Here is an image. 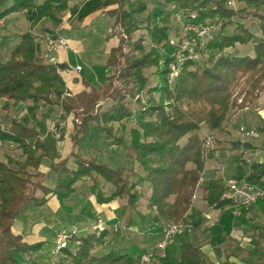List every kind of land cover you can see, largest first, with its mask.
Here are the masks:
<instances>
[{"label":"trees","instance_id":"1","mask_svg":"<svg viewBox=\"0 0 264 264\" xmlns=\"http://www.w3.org/2000/svg\"><path fill=\"white\" fill-rule=\"evenodd\" d=\"M161 1L173 5L172 11H181L185 18L194 12L195 22L222 23L221 29L199 51L202 62L185 60L172 85L169 82L172 50L163 58L159 52L161 45L169 41L170 26L166 24L169 12L161 17L160 24L146 26L152 45L145 50L142 35L132 38L139 28L133 14L146 9L143 0H82L73 8H68L67 0H44L40 4L32 0H0V7L3 6L0 20L22 11L29 23V30L20 35L8 60H0V100L5 99L0 111H9L19 102L26 104L21 121L12 118L4 128L0 119V140L16 143L24 158L16 160L6 156L5 161H0V264H22L16 253L36 252L42 246V242L28 243L12 231L14 217L24 203L32 201L33 205L41 206L49 195L64 200L74 192L79 180L87 181L100 202L118 199L119 218L126 227L132 222L131 210L139 205L141 198L145 199L146 210L153 214L155 223L186 224L184 216L190 208L205 159L213 157L215 152L205 150L204 137L199 135L201 124L209 131H220L230 109L250 106L258 92L264 91V0H236L243 5L235 9L226 4L227 0ZM65 10L77 21L105 13L113 18L112 29L119 26L125 34L109 49L105 65L111 71L105 82L95 87L82 80L84 88L77 93L67 89L62 76L68 65L48 60L32 32L43 17L54 26L45 31H56ZM236 15L255 18L259 36L233 20ZM227 25L233 26L228 34L224 33ZM248 43L252 45V54H239L235 45ZM151 67L154 81L146 75ZM238 95H242L239 103ZM45 105H57L64 116L72 115V149L69 155L54 162L47 173H42L38 167L47 151L31 122ZM129 122L133 125L127 127ZM90 127L99 132L103 142L124 150L125 167L112 168L103 161L98 162L97 150L89 157H82L74 150ZM127 128L128 142L120 133ZM258 130L264 132V125ZM230 147L253 149L248 141H234ZM28 167L35 172H29ZM50 172L55 174L53 187L43 184ZM232 177L264 186V162L240 160ZM224 182L221 178L208 181L204 197L207 205L220 211L245 212L250 206L238 207L230 199H221ZM136 185L142 186L143 191L137 192ZM109 186L114 190L104 196L103 188ZM255 204L264 207V200ZM204 221L202 217L190 227L198 229ZM249 228L253 231L252 249L240 259L245 264H264V228L257 224H249ZM106 235L105 230L73 235L71 241L77 242L75 250H69V246L61 249L55 264H140V256L119 248L97 252ZM228 257L220 264H233ZM26 264L39 263L30 259ZM177 264L212 262L199 246L184 242Z\"/></svg>","mask_w":264,"mask_h":264},{"label":"crops","instance_id":"2","mask_svg":"<svg viewBox=\"0 0 264 264\" xmlns=\"http://www.w3.org/2000/svg\"><path fill=\"white\" fill-rule=\"evenodd\" d=\"M32 1L34 4L42 3V1L38 0ZM104 15L106 14L96 13L92 16H88L82 21H77L78 25L74 27L65 24L66 26L63 25V28L62 25H60L59 27L62 28H60L59 32L67 39V42H71L72 40L70 39L74 37L73 41L78 43L82 41L86 35L77 32H83L94 24V22H97V20L104 18V21L108 23L110 21L112 25L113 22L111 19L113 18L109 17V20H107L108 18H105ZM5 18L7 20L9 19V23H6L7 20ZM5 18L3 19L5 23L2 21L0 23H3L2 25L4 27L9 28H7L8 30L2 28V30L8 35H15L13 44L11 45L14 47L19 42L20 35L29 30V23L25 19L23 12H13ZM18 21L21 23L20 28L14 27L16 25L15 23ZM45 25H49L47 18L41 19L32 30L35 35H38L37 37L43 54L46 53L43 35L47 32L44 30L42 31ZM252 33L259 36V32ZM115 45V43L109 44V46H107L108 52L109 49ZM11 46L9 49L7 48L9 52L7 54L6 47H4L3 54H0L1 61L8 60L10 52L12 51L11 48H13ZM63 46L58 48L54 56L57 62L68 65V69L62 72V76L67 89L71 93H77L84 88L82 80L95 87L102 83L94 84L87 75H82V65L78 62L69 61L71 58L70 56L74 55L75 52L72 51V53H69L62 48ZM107 56L108 55L105 56L104 61H106ZM75 66H80V70L75 71ZM71 69H73L74 72ZM108 69L109 68L106 66V70ZM108 74L109 73H107V75ZM103 82H105V80ZM4 102L5 99H1L0 106H2ZM233 111L229 114V119L227 118L226 121H224L223 128L220 130V145L223 148H225V145L229 144V142L239 141L231 132L232 123L239 113L252 111V114L255 115V119L259 122L253 126L260 127L264 125V108L258 111L251 108H245L236 113ZM52 112L53 116H51ZM25 113L26 104L24 102H19L9 111L1 110L0 119L2 126L7 128L12 118L21 121ZM55 118L59 119L58 123L61 125L57 126L59 135H46L47 132H44L45 127L48 125V122L53 121ZM31 123L39 131L43 145L47 151V155L41 159L38 171L47 173L54 162L69 155L72 149V142L70 139L72 115L64 116V112L57 105H45L39 108L35 119ZM93 129V127H90L88 131L80 137L79 143L74 147V150L82 157H86L87 155L89 157L93 150H97L96 159L98 162L103 161L112 168L125 167L127 161L124 156V150L122 149L121 151V147L115 146V148H119L121 151L120 153L116 152L117 150L111 148L113 145L103 142L99 132H95ZM241 129H243V127H240V132ZM215 131L219 130L209 131L203 124L201 125L199 135L203 138L207 134H210L216 139V136L213 134ZM226 139L228 140L226 141ZM261 140H264V133H262V137L258 142H250V140H248L253 149H239L240 154H242L240 160H245L247 162L252 160L264 162V149H260L259 147V144L264 145L260 143ZM84 146L89 147V153H87V155L80 152ZM218 153L219 150H215L214 158L210 159L213 161L204 163L203 172L196 186L190 208L184 216L187 228L182 234L176 236L170 244L162 248L158 247V242L162 239L163 224H157L153 221V214L146 210L145 199L141 198L139 205L131 210L130 215L132 222L126 227L124 226L123 220L119 218L121 211L119 200L113 199L108 202H100L91 192L86 180H79L75 183L74 192L64 200L60 201L55 196L49 195L46 202L41 206H35L32 201H26L18 210L13 220L11 227L12 231L19 234L24 241L28 243L42 242V246L36 252L27 254L16 253V258L22 264H26L30 259H33L39 264H55L56 259L61 255V250L57 251L55 254L52 252L55 249L54 236L58 231L75 230L76 234L82 235L100 222L98 223L99 228H103L107 232V235L103 245L98 247L97 252L107 251L113 248L122 249L134 256H141L150 252L151 257L149 261L144 264H177L178 257L181 253V245L184 242H190L193 245L199 246L209 257L212 264L222 263L227 255H229L228 260L233 262V264H245L240 258L245 255L246 251L252 249L250 239L253 236V231L249 228V224H257L264 228V224H262L261 220L264 218V207L254 204L245 212L240 213L239 209L220 211L219 208L207 205L204 197L205 186L208 181L216 178H221L223 182L226 180L223 178L226 168V166L223 165L224 162L215 161ZM6 156H10L16 160L24 159L21 154V149L17 148L16 143L0 140V161H5ZM46 157L51 160H48V162L44 164L43 160ZM11 167L14 168L15 166L12 165ZM244 167L247 168V166ZM27 170L31 173L35 172L31 167H28ZM54 183L55 174L50 172L43 180V184L48 187H53ZM113 190V186L104 187V196L109 195ZM202 217L205 218L204 223L198 229H192L190 227L191 224Z\"/></svg>","mask_w":264,"mask_h":264},{"label":"rangeland","instance_id":"3","mask_svg":"<svg viewBox=\"0 0 264 264\" xmlns=\"http://www.w3.org/2000/svg\"><path fill=\"white\" fill-rule=\"evenodd\" d=\"M38 1L43 2L44 0H38ZM81 1L82 0H67L68 8L75 7ZM143 1L146 2V9L142 12H138V13L133 14L134 22L139 28L133 33L132 38H136L138 35L139 36L142 35L144 37V41H143L144 48H145V50H148V48L152 45V43L147 38L146 26H151L155 23L160 24L161 17L165 13H168V12L170 13L169 21L166 23L167 25L170 26V32H169L168 40H170L172 37H179L180 36L181 29H182V27H181L182 23L186 19L181 11H179V10L172 11L174 9V6L165 4L161 0H143ZM242 5H243L242 3H236V7H240ZM2 7L3 6L0 7V10L2 9ZM18 12H22V11H18ZM68 14H69V10L63 11L61 22L54 29L56 31H54L52 33L47 32L44 35H46V34H60V35H62L59 32V30H60V28L63 27V25L66 24L67 26H71V27L78 25L77 20H74L73 18L69 17ZM104 16H105V18H108L107 20H109V17L107 15H104ZM190 16L195 17V13L190 12L189 17ZM43 18H47V17H43ZM232 18L235 21L243 23L251 32H259V28L257 26V21L255 18H253L249 15L247 17H244V18H240V17H238V15H236ZM8 20L6 23H9ZM1 21L3 23H5V21H3V19L0 20V22ZM111 21L113 22V19H111ZM48 23H49V25H47V26L45 25V27L42 28V31L43 30L45 31L46 29H53L54 28L53 23L49 19H48ZM2 24L0 23V39H1V41H0V54H3L4 47H6V50H7V48L9 49V47L13 44V39L15 37V35L6 34V32L4 30H2V28L8 30L7 28H9V27H4ZM15 24L16 25L14 27H17V28L21 27L20 21L16 22ZM60 25H62V27H59ZM111 26L112 25L110 24V21L108 23L107 21H104V18H101L100 20H97V22H94V24H92L90 27H88L83 32L82 31L77 32L79 34L86 35L82 41L76 43L75 41H73L74 37L72 36L73 38L70 39L72 41L71 42L68 41L62 47L69 53H72V51L75 52L74 55L70 56L71 58L69 61L80 63L83 67L82 75H87L89 77L90 81L94 84L103 82L106 78L107 73H110V71H111L110 69L106 70V65H105V61H104L105 56L108 55V53H109L107 46H109V44H114V43L117 44L118 39L121 36L125 37V34L123 32H120L122 30L119 26L116 27L115 29H112ZM232 30H233V26L227 25L224 29V33L228 34ZM35 36H38V35L36 34ZM11 47H13V46H11ZM235 47L237 48L239 54H242V55H244V54L251 55L252 54V45L250 43L245 44V45L236 44ZM13 48H11V49H13ZM171 50L172 49L169 46V43L168 44L167 43L162 44L160 49H159V52L161 54V58H163ZM226 50H232V49L227 48ZM7 53H9L8 50L6 51V54ZM54 53L55 52L50 53V56L47 57L48 60H51V61L55 60L56 61ZM198 54L199 55H197L196 61L198 63H201L202 62V56L200 55V53H198ZM2 59H4V58H2ZM71 70H73V69H71ZM73 72H74V70H73ZM146 75L152 81L155 80V76L153 74V68L152 67L148 68L146 70ZM175 77L176 76L173 75L171 80L169 81L171 85L173 84ZM235 95H236V92L234 93V96ZM237 97H238L237 103H239L240 98H242V95H238ZM106 105L107 104H104V106H106ZM246 108H251V109H254L256 111L264 108V91H259L258 95L252 101L251 105L246 107ZM243 109H245V108H243ZM233 110L232 109L229 110V112L227 113L226 119L229 117V114ZM239 110H242V109H237V110H234L233 112L236 113ZM51 116H53V112H52ZM58 121H59V119L55 118L53 121L48 122V125L44 129V132L45 131L47 132L46 135H49V134H53L55 136L59 135V131H58L57 126H61V125L58 123ZM257 123H259V122L255 119V115L252 114V111H245V112L239 113L237 115L236 119H234V121L232 123V131L231 132L236 139H239L240 142L241 141L244 142L243 140H245V141L250 140V142H258V140L261 139V137H262V133H264V132H260L258 130L259 127L253 126L254 124H257ZM131 125H133V124L130 122L126 124L127 127H130ZM201 125H203V124H201ZM240 127H243V130H245V131L255 129L259 132V136L248 138L245 135L241 134ZM200 129H201V126H200ZM93 131L97 132V130H95V129H93ZM120 133L123 134L125 141L128 142L129 141V130H128V128L122 132L120 131ZM199 133H200V131H199ZM220 133H221L220 131L213 132V134L216 136V139H217V140L215 139L216 145L213 149L219 150V153L216 156L215 161L216 162H224L223 165L226 166V168H225V173L223 175V178H225L227 180L228 178L236 175V173H237V168H238V163L240 161V156H242V154H240V152H239V149H241L242 147L231 148L230 143H232V142H229V144H226L225 148H223L220 145V143H221L220 142V138H221ZM94 134H96V133H94ZM207 135H209V134H207ZM91 137H92V135H91ZM227 140L228 139H226V141ZM260 143L264 144V140H261ZM255 144H257V143H255ZM259 147H260V149H264V145L259 144ZM111 148L117 150L116 152H118V153H120L122 151V148L120 151L119 148H115L114 145L111 146ZM213 149H211V150H213ZM211 150H209V151H211ZM88 151H89L88 146H84V148L80 150L81 153L86 154V155H87V153H89ZM214 155L211 158H206L204 163L212 162L213 160L211 161L210 159H213ZM86 157H88V155ZM48 160H51V159L48 157L44 158V160H43L44 164H46L48 162ZM243 166H246V165H243ZM86 183H87V181H86ZM142 191H143L142 186H140V189H139V191L137 190V192H142ZM261 220H262V224H264V218H262ZM98 223H100V222H98ZM98 223H97V225L94 226V228H91L89 231L104 230L103 228H99ZM184 225L186 226V224H184ZM186 228H187V226H186ZM186 228H185V230H186ZM71 231H74L75 235H78V234H76L75 230H71ZM58 232H60V231H58ZM56 234H55V236H56ZM55 236H54V239H55ZM76 246H77L76 241L75 242L70 241L68 249L71 251H74Z\"/></svg>","mask_w":264,"mask_h":264},{"label":"built area","instance_id":"4","mask_svg":"<svg viewBox=\"0 0 264 264\" xmlns=\"http://www.w3.org/2000/svg\"><path fill=\"white\" fill-rule=\"evenodd\" d=\"M226 4L235 9L236 0H227ZM194 16L187 17L182 23L181 34L179 37H172L168 43L172 48L173 60L169 64L171 72L169 79L171 80L173 75H177L182 63L187 60H195L199 51L205 46V44L216 34L222 27L221 21H193ZM44 46L46 53L44 56L49 57L51 52L56 50L67 43V39L60 34H46L43 36ZM52 59V58H51ZM55 61V60H54ZM80 66H75V71H79ZM173 73V74H172ZM241 133L248 138L259 136V132L255 129L245 131L241 129ZM216 141L212 135H206L204 137V148L206 151L215 147ZM225 191L221 195V199H230L238 207H249L255 204L259 200H264V186H259L247 182L244 178L230 177L224 182ZM135 189L139 191L140 185H136ZM186 226L178 223L165 224L162 227V239L158 242V247L170 244L176 236L182 234L185 231ZM75 235L74 231L61 230L57 232L55 236V249L57 251L67 248ZM151 257V253H145L141 255L140 264L148 262Z\"/></svg>","mask_w":264,"mask_h":264}]
</instances>
